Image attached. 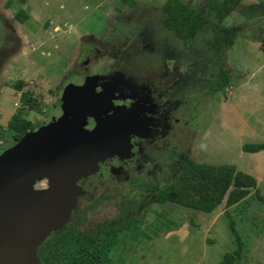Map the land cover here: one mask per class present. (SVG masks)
<instances>
[{"label":"rangeland","instance_id":"1","mask_svg":"<svg viewBox=\"0 0 264 264\" xmlns=\"http://www.w3.org/2000/svg\"><path fill=\"white\" fill-rule=\"evenodd\" d=\"M165 1L136 0L127 7L121 0H0V150L18 142L7 122L20 108L22 93L31 95L30 103L22 107L23 116L37 130L60 118L61 93L73 100L72 87L80 91L87 82L76 110L82 117L85 107L98 111L104 99L114 97L117 83L124 82L145 101L142 104L158 126L150 136L152 152L146 154L155 162L148 161L140 176L152 179L153 174L160 188L170 182L187 158L227 163L252 175L264 197V148L256 152L241 148L243 143L264 140V17L247 19L234 11L225 17L223 24L241 22L242 29L233 45L221 53L230 72L229 84L209 93L206 82L213 73L209 53L202 48L201 38L192 39L185 47L161 25ZM182 1L198 12L207 11V0ZM258 1L264 0L241 3ZM19 9L28 14L24 21L15 16ZM18 80L22 81L20 88L15 87ZM98 80L102 87L97 91ZM178 105L179 109L174 108ZM65 125L76 141L78 122L70 119ZM171 126L181 127L175 147L159 149L161 143L173 145L167 141ZM121 133L119 130L117 135ZM120 141L117 152L121 161L128 158L132 147L128 138ZM69 144L71 140L63 142L64 146ZM108 154H92L90 162L78 159L75 167L85 174L77 181L97 171ZM44 158L52 162L56 155L41 157L43 162ZM118 170L120 173L113 171L104 181L117 179L123 186L121 191L112 183L99 190L95 180V185L88 184V194L81 197L85 192L76 181L78 187L64 225L71 212L73 221L84 211V221L76 228L87 232L124 211V202L133 196L122 183L129 182L137 170H127L126 166ZM34 176L40 193L46 192L41 173ZM100 191L107 195L97 200ZM155 192L145 191L146 205L141 207L146 210L144 224L137 232L117 238L111 264H220L223 255L235 248L229 216L236 221L244 249L233 264H264V206L253 190L245 202L227 209L221 203L211 212L168 202L159 206L153 201ZM56 230L51 229L47 236Z\"/></svg>","mask_w":264,"mask_h":264},{"label":"trees","instance_id":"2","mask_svg":"<svg viewBox=\"0 0 264 264\" xmlns=\"http://www.w3.org/2000/svg\"><path fill=\"white\" fill-rule=\"evenodd\" d=\"M127 7L135 5L136 0H121ZM205 13L198 12L193 6L182 0H166L160 23L173 32L181 45L189 44L192 39L201 38L202 48L209 53L213 74L207 79V92H217L229 84L230 72L227 68L222 51L233 45L242 29L241 22L229 25L223 20L231 12H237L247 19L264 17V1L242 4L241 0H207ZM15 16L25 20L28 14L19 9ZM21 80L15 84L20 88ZM31 95H20L21 106L11 115L7 127L14 139L19 140L28 131L35 128L34 124L23 116L22 107L30 103ZM0 135L2 132L0 131ZM244 151L256 152L264 148V140L254 143H243ZM256 179L232 164H210L187 158L170 182L158 188L152 180L133 179L130 183L131 200L125 201L126 207L114 220L82 232L76 227L84 221H74L60 230L52 232L39 244L37 256L41 264H111L112 250L117 238L133 234L143 223L146 202L145 191H156L153 201L157 205L166 202L185 208L211 212L223 203L224 207L237 206L242 203L253 190L258 201L264 206V197L256 186ZM136 194V195H133ZM245 202V201H244ZM225 215L228 211L225 210ZM228 227L235 248L223 255L220 264H233L242 257L243 242L237 231L236 221L228 217ZM136 230V231H135Z\"/></svg>","mask_w":264,"mask_h":264},{"label":"water","instance_id":"3","mask_svg":"<svg viewBox=\"0 0 264 264\" xmlns=\"http://www.w3.org/2000/svg\"><path fill=\"white\" fill-rule=\"evenodd\" d=\"M86 83L81 92L72 87L73 100L62 95L63 112L57 122L25 133L0 154V264H6V260L8 264H41L37 246L51 229H61L67 221L73 191L78 187L76 181L85 174L73 165L78 159L93 158L92 154L109 153V146L99 138L105 135L99 125L92 129L84 127L86 115L93 113L90 108H83L82 117L76 112ZM70 119L78 122L76 141H72L65 125ZM67 140L71 144L64 146ZM112 145L109 149L114 152L117 147ZM61 150L65 152L59 153ZM49 154L56 155V160L49 162L44 158L43 162L41 157ZM37 173H41L46 192L40 193L36 186Z\"/></svg>","mask_w":264,"mask_h":264},{"label":"flooded vegetation","instance_id":"4","mask_svg":"<svg viewBox=\"0 0 264 264\" xmlns=\"http://www.w3.org/2000/svg\"><path fill=\"white\" fill-rule=\"evenodd\" d=\"M100 83H101V80H98L97 84L99 85ZM117 85H119L117 88L118 91L113 92L114 97L108 96L106 99H104L99 106V110L92 113L93 116L89 115V117L85 119V122H84V124L87 126L86 128L88 129L96 128V126L99 125V129H101L105 133V135H101L99 138L102 144H106V146H109L107 149L109 154L104 160L99 162L97 171H95L93 174L82 177L77 181V184H79L81 189L85 192L84 195L81 194V197H84L86 196V194H88L87 191H89L90 189L89 185L90 184L95 185L96 184V183L94 184L95 180L98 181L97 187L100 186L99 190L106 187L108 183H112L113 186H116L117 184L118 191H121L123 186H121V183L117 179H115L114 181H109V182H105L104 179L107 177V175L109 174L111 175L113 171L115 172L118 171V173H120L118 169L124 166L127 167V170L131 169V170H134V172L137 170V174H134L133 177L129 179V182L122 183V184H125L127 188H129L130 187L129 185L133 181V179H147L145 177L140 176L139 172L142 167L148 165V161L155 162L152 159V157H150V155L148 156L146 154L149 152L151 154L152 152L151 148L153 146V143H151L150 136L153 134V132L155 131V127L157 126L156 120L151 115L149 108L146 105L142 104V102H145V101L141 99V96H139L138 93L131 92L130 86L125 84L124 82H120V84L118 82ZM101 87L102 85H99V89H97V91L100 90ZM62 95L63 93H61V96ZM174 108L179 109L180 105ZM180 125L182 127L183 124H180ZM181 127L171 126L169 129L171 130L170 135L167 134V141H168V144L170 142L173 145L164 146L163 143H161L159 149H162L164 147H172L173 149L175 147L176 142L178 141V138L180 137L179 130ZM119 130L122 132L121 136L117 135V132ZM121 138L122 139L128 138L130 140L132 150L127 156L128 157L127 159L120 161L119 153L117 152V150L119 149L118 147L122 144V142L120 141ZM19 140H16V141H19ZM111 142H113L114 145H112ZM111 145L117 147L116 151L113 152V155H110V152L113 150V149L111 150L109 149ZM1 151L2 150H0V153L3 152ZM86 155L87 154H85V156ZM129 157H133V158L129 159ZM86 161H89V160L86 159ZM137 164L139 166L137 167V169H135V166ZM151 178L152 179H147V180H152L155 183V180L153 179V174ZM106 195L107 194L100 191L96 199L97 200L105 199ZM79 200H80V197H78V201ZM72 213L73 212H71L70 214L69 221L62 227L69 225L74 221H78L84 216V211H83L82 215L78 219H75L72 221L71 220L72 219L71 217L73 215Z\"/></svg>","mask_w":264,"mask_h":264}]
</instances>
